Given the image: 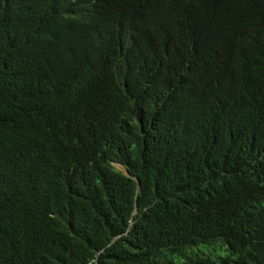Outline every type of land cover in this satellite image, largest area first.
Masks as SVG:
<instances>
[{
	"label": "trees",
	"instance_id": "1",
	"mask_svg": "<svg viewBox=\"0 0 264 264\" xmlns=\"http://www.w3.org/2000/svg\"><path fill=\"white\" fill-rule=\"evenodd\" d=\"M30 3L0 18L5 62L37 56L0 71V264H264V0ZM62 86L33 147L26 111Z\"/></svg>",
	"mask_w": 264,
	"mask_h": 264
},
{
	"label": "clouds",
	"instance_id": "2",
	"mask_svg": "<svg viewBox=\"0 0 264 264\" xmlns=\"http://www.w3.org/2000/svg\"><path fill=\"white\" fill-rule=\"evenodd\" d=\"M31 0H0V18L4 12H7L8 15H12L17 13L19 10H26L30 5ZM68 34H57V40L60 41V45L63 40L65 41V47L72 48L75 45V39L72 34L67 32ZM5 55L1 57L0 51V71L1 68L3 70H7L5 73H30L36 68V59L37 56H34V53L24 54L16 59H14L10 63L5 62ZM3 72V71H2ZM75 94V90L72 86L70 87H60L58 89L50 90L47 92L45 97V102L37 105H33L29 109H27V115L23 119L22 128L24 131L29 130V138L33 144V147H40L45 145L49 140V134L45 135L39 133L38 131L34 132V127L36 122L40 117H49V118H57L59 117L66 109L69 99L71 96ZM164 95H162L163 97ZM162 102L165 104L168 103L164 98H162ZM124 106H126L125 101L123 102ZM127 107V106H126ZM37 155H28L27 157H23L17 160L18 169L20 171V178L17 182L19 187L29 186L33 188V193L37 191V187L40 184L41 179V171L43 170V164L41 163L40 158H36ZM34 163V164H33ZM111 165L116 169L115 165H118L124 175H127V172L123 169L121 165L118 163H111ZM23 188V187H22ZM29 205L31 203L29 202ZM27 207V206H26ZM56 205L50 206V204L40 205L38 209L41 213L47 215L49 218L53 219L57 215L55 210ZM136 206H134V210L132 214L135 212ZM53 217V218H52ZM44 225L46 226V220H44Z\"/></svg>",
	"mask_w": 264,
	"mask_h": 264
},
{
	"label": "rangeland",
	"instance_id": "3",
	"mask_svg": "<svg viewBox=\"0 0 264 264\" xmlns=\"http://www.w3.org/2000/svg\"><path fill=\"white\" fill-rule=\"evenodd\" d=\"M115 167L121 170V168L118 165H115ZM195 252L209 256L223 254L222 248H212L207 246H199L197 249H195Z\"/></svg>",
	"mask_w": 264,
	"mask_h": 264
}]
</instances>
